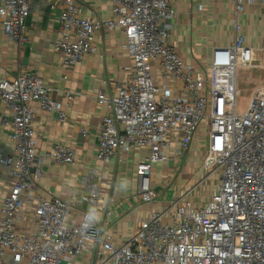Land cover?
<instances>
[{"label":"built area","instance_id":"1","mask_svg":"<svg viewBox=\"0 0 264 264\" xmlns=\"http://www.w3.org/2000/svg\"><path fill=\"white\" fill-rule=\"evenodd\" d=\"M94 1H61L60 35L52 48L62 66L71 68L98 53V32L124 33L131 64L114 96L98 95L107 114L98 132L97 159L121 164L133 149L146 150L136 167L138 195L142 204H152L158 197L154 167L169 161L167 151L175 141L179 158L187 154L204 123L208 148L203 166L208 176H218L216 190L200 206L187 199L203 186L200 182L169 208L152 212L121 246L108 234L111 210L99 208L97 185L81 197V204L93 208L79 220L70 221L66 201L40 198L28 213L26 228L18 229L23 197L42 177L45 163L75 164L69 146L38 154L32 103L56 113L61 123L67 116L38 73L25 69L0 79L4 123L14 147L12 156L0 154V165L14 179L0 212V264H77L83 257V264H264V84L253 89L245 111L237 106L240 72L264 70V47L247 45L239 17L249 5L259 4L264 19V0H231L233 42L213 48L202 70L187 64L170 43L173 0H109L108 19L83 17L82 5ZM31 14L29 0H1L3 32L19 46L27 39L25 21ZM67 95L71 104L75 96Z\"/></svg>","mask_w":264,"mask_h":264},{"label":"crops","instance_id":"2","mask_svg":"<svg viewBox=\"0 0 264 264\" xmlns=\"http://www.w3.org/2000/svg\"><path fill=\"white\" fill-rule=\"evenodd\" d=\"M29 1L32 14L25 21L27 39L22 46L4 34L0 19V79L16 77L27 69L38 73L43 83L53 90L52 98L60 104L67 121L59 122L56 113L42 110L38 103H32L38 154L42 156L57 145L69 146L74 151L75 164L64 165L52 161L45 163L42 177L23 197L26 205L22 215L17 219V228L22 230L26 228L28 213L40 198H60L66 201L71 206L70 221L79 220L82 212L93 208L90 204H81V197L88 192L90 185H97L101 191L99 208L111 210V215L106 218L110 224L108 234L113 237L117 246H121L152 212L169 208L199 183L198 181L191 184L190 180H187L189 175H185L186 169L184 172L180 169L181 163L188 159L192 164L196 161L203 164V155L198 152L202 134L200 131L197 133L191 149L182 158L178 156L179 142L172 143L167 151L169 161L156 165L153 170V186L158 195L156 201L152 204L139 202L136 167L145 158L147 151L133 149L124 157L121 164L102 163L97 159L98 132L102 119L107 114V109L98 103V95L104 93L109 97L114 96L125 83L127 76L125 68L131 64L124 49L123 31L116 29L113 32H98L94 38L98 53L87 55L79 65L64 68L59 55L52 48V44L60 35L58 18L61 14L62 0ZM207 1L214 3L206 4ZM219 2L220 0H173L172 3L176 18L171 22L173 31L170 43L176 47L187 64L198 70L208 66L213 48L229 46L233 42V38L224 33L220 42L216 40V30L219 27L216 18L220 17L222 12L227 14V19L233 18L231 0H227L225 4ZM51 4H55L57 8L52 10ZM200 4L204 7L202 11L197 9ZM206 5L214 11L205 15ZM111 9L112 4L109 0H96L84 3L81 12L83 17L105 20L111 16ZM245 15L248 19L245 21L247 25H251L258 15L260 20L264 21L259 4L254 7L249 5ZM199 18L210 23L207 33L189 34L188 29L195 34L197 28L193 23H197ZM257 28L254 33H257ZM211 29H215L213 37L209 36ZM251 36L250 32L245 35L249 47L254 49L264 47V43L256 45L250 42ZM68 93L75 96L71 104ZM5 113V106L0 101V154L9 157L14 154V147L10 139L9 126L4 123ZM82 130H86V134H83ZM13 180L10 170L0 165V212L4 200L10 193ZM180 180L185 182L178 186ZM187 199L197 202L200 206H205L208 200L199 197V192L195 194L194 191Z\"/></svg>","mask_w":264,"mask_h":264},{"label":"rangeland","instance_id":"3","mask_svg":"<svg viewBox=\"0 0 264 264\" xmlns=\"http://www.w3.org/2000/svg\"><path fill=\"white\" fill-rule=\"evenodd\" d=\"M214 1V0H212ZM216 1V0H215ZM227 0H220V4H225ZM207 3H214V2H206ZM218 3V2H217ZM224 6V5H223ZM207 7V8H206ZM206 10L204 12V14L206 15L207 12H213L214 9L213 8H208V6L206 5ZM214 7V6H212ZM220 7V6H219ZM197 10V9H196ZM221 14V13H220ZM202 17V16H200ZM228 16L226 13L222 12L220 17L216 18V23H219V27L216 30V40L217 42H220V40L223 39L222 33H224L226 36H231L233 38V23H232V19H227ZM202 18H199V20L197 21V23H193V26L197 28V30L195 31V34L191 32V30L189 31V29L187 30L189 34H193V35H201V34H206L207 33V27L210 25L209 22L206 21H202ZM248 20L246 18V15H243L241 17H239V25L241 26V34L245 37V35L248 34V32L251 33V39L250 42L257 44H263L264 43V21L260 20V16H255L252 24H245V21ZM212 23L214 21V19H211ZM224 22H226V25L224 26ZM217 23V24H218ZM228 23V24H227ZM250 23V22H249ZM190 24V23H189ZM196 24V25H195ZM257 28V33H254V30ZM205 28V30H204ZM215 29H211L210 31V37H213V32ZM259 79H261L262 81H259ZM264 84V70H252V71H241L238 77V85H239V89H240V96L238 97V102H237V106H238V110L239 111H245L248 103L250 101L253 89L256 86H260ZM206 125L203 123V125H201L200 127V132L202 134V139H201V144H200V148L198 150L199 154L204 155L207 153V148H208V142L206 141ZM202 157V160H203ZM201 160V161H202ZM195 163V162H194ZM192 164V161H190L189 159L184 161L183 163H181V172H184L186 169V173L185 175H189V179L191 184L192 183H196L199 181L203 182V186H200L197 190L194 191L195 194H197L199 192V197H202L203 199L205 198H209L213 192L216 190V186L218 183V176H208V172L206 171L205 167L203 166L202 163H198V161H196L195 164ZM188 170V172H187ZM181 179V177H179ZM178 182V181H177ZM182 184L185 181H181L180 183H178V186H180V184ZM199 183L196 185L198 186ZM194 197V196H193ZM86 257H83L82 259H79L77 264H83V260H85Z\"/></svg>","mask_w":264,"mask_h":264}]
</instances>
